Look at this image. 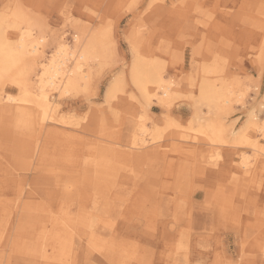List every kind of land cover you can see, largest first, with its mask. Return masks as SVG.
I'll return each instance as SVG.
<instances>
[{"label": "rangeland", "instance_id": "374dc122", "mask_svg": "<svg viewBox=\"0 0 264 264\" xmlns=\"http://www.w3.org/2000/svg\"><path fill=\"white\" fill-rule=\"evenodd\" d=\"M16 9L43 43L36 72L60 43L94 49L77 89L45 87L59 121L26 146L0 116V264H264V0H0ZM138 58L172 83L166 103L154 91L145 109ZM203 81L228 87L218 112ZM215 119L227 141L198 132ZM243 128L256 147L232 140ZM98 157L110 199L83 182Z\"/></svg>", "mask_w": 264, "mask_h": 264}, {"label": "bare ground", "instance_id": "6f19581e", "mask_svg": "<svg viewBox=\"0 0 264 264\" xmlns=\"http://www.w3.org/2000/svg\"><path fill=\"white\" fill-rule=\"evenodd\" d=\"M23 24L24 27L22 26ZM8 28H12L16 30H14L13 33H10L9 32L10 30L8 31ZM33 35L34 34H33L32 25L29 22V19L28 20L26 19L25 14L21 10L16 9L13 11V14L11 13L0 16V83L1 81L2 83H4L5 80L6 81L9 80L11 83L16 84L18 86L19 91H21V94L15 96L11 94L12 92L11 93L7 92L6 88L2 86L3 87L2 94L0 93V116L4 115V113H7V115L10 114L13 117V120L11 122L9 121V123H7L5 126H7L6 129H10L14 134L17 135V139L19 141L20 146H26L25 141L26 139L28 141V136L29 138L31 137L33 138L35 133L37 134V136L41 135L45 127H47L48 123L50 125L51 123L59 121L54 110L55 107L53 106L55 103V99L54 98L52 99L47 95V91L45 87L49 84L55 86V88H57L62 94L70 93L74 88H76L79 80L81 79V72H82L81 69L84 66V63L87 62L91 57L92 49H94L93 47L91 49V47L88 46L87 48L84 47L85 49L83 48L82 50L80 49L81 51H79V49L75 50V48L73 51H68V46L66 45V43H60L58 46L59 50L57 51L58 57H54L51 60H47L49 61L47 63L46 62L42 63L40 67L41 73H38V71L36 72L35 65L36 63L38 64L39 59L42 58L43 43H41V39H39L40 37L34 38L32 37ZM9 37L15 38L17 40L15 41V43H12ZM78 39L79 37H76V41H78ZM108 40H104V41H108ZM42 42H43V38H42ZM100 51L101 50H99V52ZM140 60L141 59L138 58L134 63L131 69V77L135 85L140 90L141 94L144 96L143 98L145 99V109L150 106L153 96L158 97L160 95V93L158 94L153 93L154 91H160L161 93H163V97L160 98V101L166 103L174 94V93L172 94L173 92L172 83L169 81L167 82L164 79L161 70H155L154 69L155 67L152 68L150 67L151 64L150 65L144 64ZM70 61L75 62V66L73 68L70 65ZM28 62L31 66L30 68L36 72L35 76L36 77L39 76L38 78H36L35 82H33L32 78L29 77L31 74L27 71V69H24V67H26L25 65H28ZM206 71L212 72L214 71V68L213 69L208 68V70ZM35 84H37L39 87L38 92L34 91ZM225 89H228V87H225ZM225 89L224 88L215 89L212 84L203 81L202 85L199 88L198 98L202 104H206L208 106L209 112L211 111L214 112L219 110L220 104L221 107L224 105V104L222 105V102L223 103L228 102V98H227L228 92ZM249 118H251V116ZM224 122L222 123V121L218 119L206 122V124H203L198 128V132L205 134L206 137L208 136L210 141L215 144L218 142L222 143L228 140L227 139L228 137L226 138L225 136L226 134L224 135V133L226 132V129H228L229 127H225ZM36 130L39 131L36 132ZM140 131L143 134L146 132L144 127L140 128ZM245 131L246 130L243 128L242 131L238 133L237 132L233 133L231 135L232 140L234 142L251 143L252 146L256 147L257 144L251 142V140L247 138L248 136L246 137ZM135 140L136 137L134 136V142H133L134 145L137 144L136 143L137 140L136 141ZM255 147L253 149H255ZM12 158H14L16 161L23 162L25 160V155L17 154L16 156L13 155ZM92 160L88 164L94 165V168L95 165H97L96 162L98 161L97 162L98 165L96 166L94 177L85 178L83 182L87 184L90 182L92 185L96 183V186H94L95 189L103 193L105 198L108 197V199H110L111 196L105 195V193L108 194L110 192L112 187V181L114 182L116 179L115 178L116 176H113L110 170L111 165L109 161H107L104 157L102 158L98 157L97 159L94 158V160L93 161ZM244 163H246V161H244ZM184 173L185 171L183 172V174ZM92 175L93 173L90 175V177ZM15 180L17 179L15 178ZM182 244L184 243L182 242ZM185 244L187 245L188 243Z\"/></svg>", "mask_w": 264, "mask_h": 264}]
</instances>
